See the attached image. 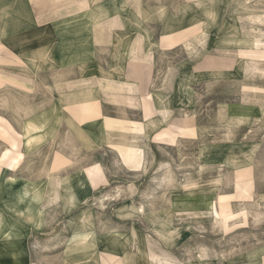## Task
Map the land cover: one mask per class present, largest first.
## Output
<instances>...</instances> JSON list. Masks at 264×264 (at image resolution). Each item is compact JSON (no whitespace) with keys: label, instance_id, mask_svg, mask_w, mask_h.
<instances>
[{"label":"crops","instance_id":"crops-1","mask_svg":"<svg viewBox=\"0 0 264 264\" xmlns=\"http://www.w3.org/2000/svg\"><path fill=\"white\" fill-rule=\"evenodd\" d=\"M234 1L0 0V124L21 153L15 165L2 158L12 140L0 153V264H264V244L228 258L190 254L191 221L205 216L175 213L218 206L206 194L216 187L199 181L162 205L137 197L151 188L154 134L191 110L196 86L248 78L240 60L207 62L253 40ZM195 24L204 52L196 64L185 52L174 61L179 44L163 37ZM226 109L239 117V104ZM120 145L138 150L139 166L115 165Z\"/></svg>","mask_w":264,"mask_h":264},{"label":"rangeland","instance_id":"rangeland-1","mask_svg":"<svg viewBox=\"0 0 264 264\" xmlns=\"http://www.w3.org/2000/svg\"><path fill=\"white\" fill-rule=\"evenodd\" d=\"M234 6L238 13L248 16L253 23V28H250L253 38L258 35L264 43V28L261 25H264V2L235 0ZM163 39L170 45L179 44L174 49L175 54H171L173 60L174 56L177 60L185 52L190 62L196 64L199 50L204 52L205 38L198 24L180 33L165 35ZM261 49L264 50V44ZM224 51L229 58L223 59L225 66L232 67L241 54L236 49ZM216 60L221 59L210 57L208 66L214 65ZM244 66L248 78L242 77L237 82H207L201 86V91L197 85L191 110L177 113L167 128L153 136L156 145L150 150L152 159L147 162L145 180L151 188L149 192L138 193V198L162 205L172 201V195L174 199L180 196L178 191L182 188H195L199 181L205 183L207 190L218 189L216 193H206L212 201L217 197L218 206L213 205V208L203 212L178 210L175 213L177 217L201 213L205 216L200 221L195 218L191 221V255L228 258L264 244V53L245 55ZM231 103L239 104V117L226 109V104L229 106ZM3 107L6 108V105ZM16 135L11 127L0 124V142L3 143L0 144V153L7 145L6 141L12 140L13 148L6 149L2 154L4 160L11 157V165L21 158ZM122 147L125 146H116V152L122 159L115 157V165L120 169L122 164L139 166L142 156L138 150L131 148L136 151L137 158L132 162L121 151ZM253 147L255 151L250 165L237 169L233 163H228H245L248 159L246 151ZM220 154H232V157L223 159V164H215V156L218 158ZM210 155L214 159L212 164L207 160ZM59 157L56 156V164L61 159ZM101 158L99 154L97 159ZM165 260L160 259V263H165Z\"/></svg>","mask_w":264,"mask_h":264},{"label":"bare ground","instance_id":"bare-ground-1","mask_svg":"<svg viewBox=\"0 0 264 264\" xmlns=\"http://www.w3.org/2000/svg\"><path fill=\"white\" fill-rule=\"evenodd\" d=\"M135 2H136V0H135ZM127 3V2H126ZM135 4H137V3H135ZM93 7H94V4H93ZM138 8V7H137ZM3 9V8H2ZM91 9V8H90ZM92 10V9H91ZM140 10V9H139ZM138 10V11H139ZM138 14H140V12H137ZM147 13V12H146ZM261 14H259V16H260ZM262 16H263V14H262ZM258 18H260V17H258ZM258 18H256V19H258ZM261 19V18H260ZM240 19H238V21H239ZM259 20V19H258ZM93 21V20H92ZM97 21V20H96ZM261 22V21H260ZM264 22V21H263ZM239 24H241V23H239ZM262 24V23H261ZM92 26V25H91ZM194 27V26H193ZM241 27V26H240ZM191 28V27H190ZM242 30V29H241ZM1 32V31H0ZM260 32V31H259ZM244 33V32H243ZM263 35V34H262ZM252 36V35H251ZM122 38V37H121ZM229 39V38H228ZM199 41V40H198ZM232 41H233V44H234V42L236 41V39L234 38V36H233V38H232ZM238 44H239V48L238 49H236V51L237 52H239V54H241V56L240 57H237L238 59H237V62L240 60L241 61V63H242V66H241V64L239 65V67H240V69L244 72V69H245V66H244V56L245 55H258L259 53H264V50H262L261 49V46H262V44H264L263 43V40L261 39V38H259L258 37V35H256V36H254V38H253V40L251 41V39H243V40H241V39H239V41H238ZM189 46H191V45H189ZM150 51V50H149ZM122 52V51H121ZM118 58V57H117ZM256 58V57H255ZM247 59V58H246ZM221 60H223V59H221ZM84 64V63H83ZM226 64L224 63V61H222V64L220 65L222 68H226V66H225ZM100 66V65H99ZM211 65H209V67H210ZM212 66H214V65H212ZM215 71V70H214ZM112 72V71H111ZM229 72V71H228ZM213 74V73H212ZM107 75H108V73H107ZM110 75V74H109ZM220 75V74H219ZM105 76V75H104ZM225 76V75H224ZM108 77V76H107ZM191 86V85H190ZM165 91V90H164ZM263 107V106H262ZM169 113V112H168ZM152 118V117H151ZM150 119V118H149ZM71 121V120H70ZM104 124H105V122H104ZM110 124V123H109ZM138 124H140V122H138ZM115 125H117V124H115ZM142 126H143V124H141ZM118 126H123L125 129H126V127L123 125V123L122 122H120V123H118ZM186 126V125H185ZM136 127V126H135ZM193 127V126H192ZM115 129H117V128H115ZM177 129V128H176ZM120 130V129H119ZM180 130V129H179ZM32 130H28L27 131V133H30ZM121 131V130H120ZM144 131V130H143ZM186 131V130H185ZM132 132V131H131ZM127 133V132H126ZM125 133V134H126ZM143 133V132H142ZM186 133V132H185ZM179 134V133H178ZM130 135V134H129ZM108 136H110V135H108ZM189 136V135H188ZM122 137H124V136H122ZM119 139H120V137H118ZM126 138V137H125ZM128 138V137H127ZM126 138V139H127ZM109 142H110V140H109ZM123 143V142H122ZM213 143V142H212ZM203 148V147H202ZM121 151L125 154V156H126V158L128 159V160H130V161H132V162H134L137 158H136V151L134 150V149H131V148H126V147H122L121 148ZM254 151H255V148L253 147V148H250L248 151H246V153H247V157H248V159H247V161L245 162V163H242V162H238V161H228V163H233L235 166H236V168L237 169H242V168H244L245 166H247V165H250L252 162H251V159H252V156H253V153H254ZM222 152V151H221ZM233 160V159H232ZM192 190V189H191ZM171 194V193H170ZM174 198V197H173ZM48 199V198H47ZM101 200V199H100ZM85 201V200H84ZM213 205L214 204H212V207L211 208H213ZM210 208V209H211ZM170 210V209H169ZM159 220V219H158ZM226 224V223H225ZM226 226V225H225ZM86 229V228H85ZM137 231V230H136ZM138 233V232H137ZM85 239H86V237H85ZM85 241V240H84ZM203 258V257H202Z\"/></svg>","mask_w":264,"mask_h":264}]
</instances>
